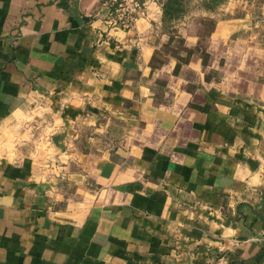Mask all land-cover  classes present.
Here are the masks:
<instances>
[{
	"label": "crops",
	"instance_id": "1",
	"mask_svg": "<svg viewBox=\"0 0 264 264\" xmlns=\"http://www.w3.org/2000/svg\"><path fill=\"white\" fill-rule=\"evenodd\" d=\"M0 0V264H264V4Z\"/></svg>",
	"mask_w": 264,
	"mask_h": 264
},
{
	"label": "built area",
	"instance_id": "2",
	"mask_svg": "<svg viewBox=\"0 0 264 264\" xmlns=\"http://www.w3.org/2000/svg\"><path fill=\"white\" fill-rule=\"evenodd\" d=\"M149 0H101L99 14L108 29L129 30L137 19L146 16Z\"/></svg>",
	"mask_w": 264,
	"mask_h": 264
},
{
	"label": "trees",
	"instance_id": "3",
	"mask_svg": "<svg viewBox=\"0 0 264 264\" xmlns=\"http://www.w3.org/2000/svg\"><path fill=\"white\" fill-rule=\"evenodd\" d=\"M189 0H167L164 5V16L163 21L167 19L169 22L170 27L175 21H177L180 17H182L184 14L189 12L188 7L185 8V3ZM222 0H203V4L210 6L212 9H215L218 4L221 3Z\"/></svg>",
	"mask_w": 264,
	"mask_h": 264
},
{
	"label": "rangeland",
	"instance_id": "4",
	"mask_svg": "<svg viewBox=\"0 0 264 264\" xmlns=\"http://www.w3.org/2000/svg\"><path fill=\"white\" fill-rule=\"evenodd\" d=\"M202 1L203 0H189L188 2L185 3L184 6L185 8L188 7L189 10L190 8L194 10L198 9V10H205V11H211V12L214 10L210 6L204 5ZM227 1L228 0H222L221 3L218 4L217 6L224 4ZM229 1H234V0H229ZM241 1H247L248 3L253 2L255 3V7H261L264 4V0H235V2H241ZM259 20L264 21V14L259 18ZM164 25L165 27L168 28L169 22L167 21V19L164 21Z\"/></svg>",
	"mask_w": 264,
	"mask_h": 264
}]
</instances>
